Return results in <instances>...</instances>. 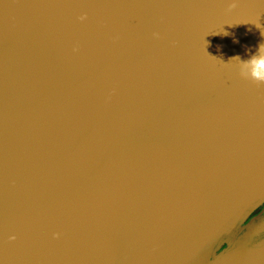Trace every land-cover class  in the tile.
Here are the masks:
<instances>
[{"label":"water","instance_id":"water-1","mask_svg":"<svg viewBox=\"0 0 264 264\" xmlns=\"http://www.w3.org/2000/svg\"><path fill=\"white\" fill-rule=\"evenodd\" d=\"M262 43L264 0H0V264H264Z\"/></svg>","mask_w":264,"mask_h":264},{"label":"clouds","instance_id":"clouds-1","mask_svg":"<svg viewBox=\"0 0 264 264\" xmlns=\"http://www.w3.org/2000/svg\"><path fill=\"white\" fill-rule=\"evenodd\" d=\"M235 3L229 5V10L235 8ZM239 74L242 78L264 82V43L260 44L256 54L247 61L241 62Z\"/></svg>","mask_w":264,"mask_h":264},{"label":"rangeland","instance_id":"rangeland-1","mask_svg":"<svg viewBox=\"0 0 264 264\" xmlns=\"http://www.w3.org/2000/svg\"><path fill=\"white\" fill-rule=\"evenodd\" d=\"M259 203V202H258ZM250 209V207L249 206H247V208L246 209H243V210H241V211H239L228 223H227V225L224 227V228H227V229H230V230H232V231H234V230H237V228H238V223H239V221L241 220V219H245L246 218V216H249V214L251 213L250 211L251 210H253V209H251L249 212H247L248 210ZM243 211H244V213H243ZM254 211V210H253ZM257 212V211H256ZM245 215V216H244ZM244 216V217H243ZM243 219V220H244ZM258 222H257V225H256V227L254 228L255 229V232H256V236L258 235V231L259 230H261V229H264V215L262 216V218H260V219H258L257 220ZM227 232H226V230H224L223 232H222V235L223 236H225V234H226ZM259 239V240H258ZM257 239V243L255 244V246H258V245H260L262 242H264V239L262 240V241H260L261 240V238L259 237ZM240 241L241 240H239V242L237 243V244H235L233 247H235V246H237L239 243H240ZM233 247H231V248H233Z\"/></svg>","mask_w":264,"mask_h":264}]
</instances>
